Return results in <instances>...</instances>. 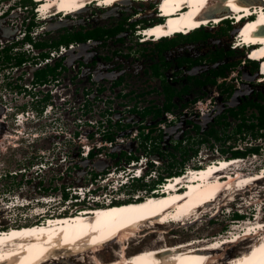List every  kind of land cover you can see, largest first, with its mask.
Wrapping results in <instances>:
<instances>
[{
	"label": "rangeland",
	"instance_id": "1",
	"mask_svg": "<svg viewBox=\"0 0 264 264\" xmlns=\"http://www.w3.org/2000/svg\"><path fill=\"white\" fill-rule=\"evenodd\" d=\"M99 4L92 3V5L86 10L78 11V13L75 12L68 16L55 15L50 19H42L39 13L34 14V5L26 0H0V21L2 20L3 23L1 24L4 25L2 26V30L4 31L0 29V51L3 48H8L13 44L15 45V47H23L24 43L28 41L22 38V34L24 32L29 33L28 27L30 26L33 27L31 28V33L29 34L31 36V39L32 37H35L34 41L36 42H49L56 39L61 33L70 34L76 32L79 29L78 26H80L81 28L79 29V31L81 30L85 33L89 29L94 31L95 28L93 27L96 26L108 27L109 25H113L122 21L124 22V29L127 30V33H122V36L129 39V41H127L128 43H126L125 46L130 47V52L134 55L145 50L148 53H152L153 55H155V50L157 48L155 46V41H150V43L146 41V43L140 44V42L137 41L138 38L136 37V34L134 33V31H136L138 28L147 27L150 23L156 21L157 17L154 10L152 9L151 2L133 1L130 4L122 3L112 7H101ZM80 24L88 25H85V27L82 28ZM49 26H51V28L48 29ZM8 27H10L11 29L9 30ZM235 28V25H233L232 23L223 21V23L221 22L220 25L218 24V26L201 28L200 30L189 34V37L185 39L179 36L170 38L173 41L172 45L170 46V50L173 52L174 57L177 59L178 63H182V60H180V58H184V56L188 55L191 59L198 60L196 62H198L199 64L207 65V67L210 68H219L220 71V75H218V77H216L215 79V85H217V87L211 86V89L206 92L207 94L197 97L194 102H191L187 105L188 117L193 116L194 114L198 115V117H203L204 115H209L212 110H217L218 113V111H220L218 110V108H221V102H223L220 100V97H224L225 100H228V96L225 97V94H221V92H219V89H227V87L229 88L231 86L239 87L241 86L242 81L251 83L249 87L250 92L247 91V93L245 94L247 96V100H257L264 106V80L260 81V68H257L258 63L255 62V65L250 62L251 60H246L247 56L244 54L245 52H243V50L230 48V45L235 38V33H233ZM35 33L36 36H34ZM164 41L166 40H162L161 42ZM125 46L122 47L124 48V50L126 48ZM42 49L44 50L46 49V47H43ZM42 49L40 50L42 51ZM35 50L40 51L39 49ZM230 50L234 51L230 52ZM252 53L254 55L257 54V52ZM223 64H229L230 66H228V68L221 66ZM255 67L256 71H258L257 77H255L256 81L255 79L245 80V78H247L246 73H253L255 71ZM263 70L261 69L260 73H264ZM132 88L140 89L141 86H139L137 83L136 85H132ZM148 89V91H151L150 86H148ZM147 93L148 95L144 103H148V101H146L147 99H152L153 101H155L156 94L154 92ZM2 103L4 105L10 106L13 103V100L8 98L7 100L2 101ZM113 105L114 104L111 101V103L106 105L107 107L99 108V110L102 109V114L105 112V110H110V112L112 110L111 113L114 120L110 119L111 123L109 124V130L112 133H116L117 131V127L111 126V124L114 123L113 121H120L123 124H128L123 130H118V134H116L118 138H121L122 135H124L126 136V139L123 142L119 140V142L114 144V146L109 149L111 154H109V151H107L106 154L103 153L102 156H97L95 158L96 162H91V164H89L90 162L84 158L81 160L76 157V154L74 152L71 155L73 157L70 158V165H75L74 168L71 166V168L66 172L59 170L50 171L53 175V178H45L44 180L40 181H38V178L34 176L28 178V181H25V175L17 173L16 175L11 176L8 174L9 171H17L18 169H22L23 167L27 168L28 166H30L31 163H33L31 162L32 158H29L32 157L31 152L37 149L36 146L28 143V141H30L28 138L19 139L18 134L15 135L12 132L13 128L15 127L12 124L11 115L7 116L8 121L5 123L2 122L0 128H3V131H6L5 133L9 132V134L11 133L12 135H10L11 138H5L6 136L4 135L7 134L3 133V137L0 138V175L7 174L5 177L0 178V200L2 201H0V203H6L7 205H5L4 207H10L11 204H17L15 203L17 197H20V200L18 199V203H20L19 205H21L22 207L14 205L11 209H3L4 211L0 210L1 228H7L9 226L19 227V225L22 226L26 224H34L31 222L36 221L38 218H34L30 215H32L33 213L35 214L44 212V210H48L47 213L49 214H54L55 212L59 213L61 211V214H69L75 209H83L87 206L91 207V205L96 206V204L93 201L88 200V198H86V200L81 204L74 203L76 205H72L70 201H74V196L72 195L73 188L75 186H87L91 183L94 185V187H98L97 183L103 176V172H109L113 169L120 168L122 165H125L124 157L121 154V151L123 150L127 153L131 152L134 155H143V149L141 148V146L138 147L137 145L138 139L132 138L131 136L135 127L140 124L139 119L135 118L134 114L129 113L127 107L120 108L115 106L114 108ZM201 112H203V116L201 115ZM250 112L251 109L245 111V114L247 116H245L246 123L249 124L250 122H253L254 124H256L258 121L255 117H249ZM171 113L176 117V120H172L170 123L167 122L165 125L166 127L162 130V132H159L157 128L156 130L153 129L152 132L153 142H158L160 150L165 153L172 152L175 156L173 161L170 162V160L168 159L165 160V154L162 153V162L160 163L158 168V172L160 175L166 176V170L171 168L174 171L181 170L180 174H182L185 169L188 170L189 168H197L200 164L206 165L207 163L215 160L221 161L222 159L232 158L230 156V150H233L235 148L245 149L246 147L251 146H257L258 152H256L255 155L249 153L243 157L242 164L244 166L242 165V170L239 174L241 176L249 173H255V175H257L259 173L258 169L264 167V136H257L256 138H254L249 132H246L245 134L241 133L240 135L235 134L234 129L236 128L237 124L240 123V119H234L229 116L226 118L228 125L225 128L223 127V125H216L215 129L217 130L219 135H234L225 143L222 142L223 139L219 141L214 140L211 135H206L207 140L204 142H200V136L202 135V137H204L202 131L209 129V126L205 125V123L207 121L211 122V119L213 118L208 117L207 119H200L203 120L204 123L201 122L202 129H199V133L201 134H197V132L191 131L193 128H189L190 125L188 124L186 125V128L181 127L173 131L172 129L177 128V126L174 128V125L175 123H177L178 114L175 111ZM61 116L62 118H60V120L58 118L52 120V117H50L48 126H50L51 131H53L52 129H56L59 126H68L67 124L70 125L71 120L73 119V115L62 114ZM162 117L164 118L165 116ZM62 119L65 122L68 120L67 124L62 123ZM159 121L160 119H156L154 121L146 123H149L151 125H155L157 123L156 126H158ZM26 130L28 131L27 128ZM73 130L74 128H71L66 132L72 134ZM258 131L264 133V128ZM177 132H179V134H176ZM62 135L63 133H61L60 137ZM48 137H51L52 139L45 138V144L51 141V144H53L55 138L52 135H49ZM176 141L177 144H175ZM45 144L37 146H39L38 148L42 146V148L45 149ZM211 144L214 145L213 148H210ZM13 145H17V147L14 148L12 147ZM174 145L177 146L175 147ZM230 145H232V148H229ZM220 147L224 149V152H220ZM192 148H197V152L195 155H192ZM69 150L75 151L74 147H70ZM106 150H108V148H105V151ZM184 150H188V152L183 154L182 151ZM79 164H81V166H79ZM236 170L237 168L231 169V171L233 172H235ZM100 171H102V174H100L99 176L98 173ZM80 173L85 174L81 177ZM94 173L96 174L95 177H93ZM152 179L156 178H144L142 179V181L151 183ZM163 180L166 179L163 178ZM129 186L121 188L118 187L116 189L112 186H109L106 187L105 190L99 191V195L101 197L103 195H105L106 197L114 196L118 197L117 200L125 201V199L132 196V191ZM66 189H69V191H66ZM63 192L67 193L66 198L63 197ZM138 193L143 196L147 195L144 190H141V192ZM135 194H137V192ZM225 195L226 194H224V196L223 194L220 195L219 199L215 203H212V201L215 200L211 201L212 204L208 202L210 205L206 208L207 211L203 212L202 209L195 215L184 218L183 220L185 221H181L176 224L169 223L167 225L166 223L168 222H164L162 226L155 223H149V225H147L146 228L141 231V234L128 236L126 238L127 242H125V244H127L124 245V249L126 246V257L139 250L156 246L155 244L158 243V240H167L168 243L174 244L178 242H185L193 238L215 239L223 235L229 238L226 239L228 241L232 237V233L230 234L229 232H235L236 230H234V228L237 225L242 224L243 222H248L249 220L251 222L255 221V213L253 211L255 209L259 212V216L256 219L262 218V220H264V180L258 181L248 188L245 187L241 190H238V192H234L232 196L230 195V197H227ZM41 197L42 199L40 201L39 199ZM47 197L48 199H50V201L44 202L46 201ZM23 199L26 201L28 200L30 204H25L26 206H24L21 201ZM14 200L15 202H13ZM261 207L262 212L260 210ZM61 208H65L66 211H63V209ZM235 211L242 216L238 220H235L232 217L233 212ZM251 213H253V217L250 216ZM240 243L241 240L229 249L228 247L231 245L223 248L225 252H223V250L221 251L222 254L225 255V258L232 257L242 251V248H244L245 244ZM107 244L100 248L101 250L99 249L97 251V254L102 259V261L105 260L104 263H107L108 260H114V258L120 256L119 253L123 249L121 248L120 239L108 242ZM209 244L210 243H205L204 245L205 247H208ZM91 252L92 251L88 252L89 256H91ZM75 258L78 261L86 259H84V257L81 255H77L75 256ZM222 261H225V263L223 262L222 264H228V260ZM90 262H92V259H90ZM70 264H75V262ZM211 264H217V262Z\"/></svg>",
	"mask_w": 264,
	"mask_h": 264
},
{
	"label": "bare ground",
	"instance_id": "2",
	"mask_svg": "<svg viewBox=\"0 0 264 264\" xmlns=\"http://www.w3.org/2000/svg\"><path fill=\"white\" fill-rule=\"evenodd\" d=\"M113 1L116 2L111 4L110 2ZM133 1L98 0L97 3L96 0H44V2H39L40 6H38L37 10L42 19H50L61 10L66 15L67 13H78V11L86 10L94 2L100 3L101 7H112L122 3L130 4ZM184 1L187 2V0L162 1L161 7L170 14L169 18L145 27L144 35L146 38L144 37L141 40L151 39L156 42L164 35H173L174 28H185L196 23L202 14L211 10L213 15L208 18L210 14H206V17H203L204 19L217 21L233 15L238 10H242L248 16V20H253L256 17V13L260 14L256 22L251 21L252 23L249 24L251 29H244L246 34L244 39L246 41L252 40V43L260 39L256 43L257 47H251L252 52H257L256 55L251 53V58H258L264 54V33L260 34V32L256 31H264V0H188L189 5H186L191 8L189 12L174 14L172 10L184 6ZM145 2L152 3L153 1L147 0ZM1 23H3L2 20L0 21V29L2 30L4 25ZM213 26L218 25L211 23L207 27ZM8 29L10 30L11 28L8 27ZM153 35L154 37H152ZM263 64L264 62H261L258 66L260 70L264 69ZM260 70L261 81L264 80V77L262 78L261 74L263 73H260ZM246 77L249 79L253 78L249 72L246 73ZM205 117L206 115L203 116V119H207ZM2 122L0 117V123ZM23 122L21 121L19 124L22 125ZM5 132L0 128V138L3 137ZM5 134H7L4 135L6 136L5 138H11L8 132ZM242 159L241 157H232L219 160V163H207L202 168H200L201 166L191 168L192 170H188L187 174L182 177L181 174H178L174 177L172 176L171 181L164 180L155 189V194H147L141 198H138L140 195H135L137 197L136 200L127 201L125 199L121 203L101 205V207L91 205V207L81 208L82 211L79 214L53 215L47 217V220L42 223L21 224L22 226H11L7 230L0 229V264H37L38 261L43 259H46V261L42 264H70L73 262L75 264H202L201 261L207 257L211 258V263H225V261H222L226 260L225 255L222 254L221 250L231 245L228 247L229 249L234 244L227 243L229 242L226 240L228 237L223 235H219L220 237L215 239L193 238L187 240L188 242L174 244L168 243L167 240H158V243L155 244L156 246L141 248L142 250L128 255V257H126V246L124 249V245L127 244L125 242H127L126 238L128 236L141 234V231L149 223L162 226L164 222H168L166 223L167 225L174 221H178V223L185 221L183 220L184 218L193 216L202 209L203 212L207 211L206 208L210 204L217 202L220 195L223 194L224 196L226 194L225 196L230 197L238 190L245 187L248 188L258 181H263V167L257 175L255 173L244 174L243 176L239 174L242 170ZM233 168H237V170L235 172L231 171ZM179 185H181V189L176 190ZM18 199L20 200V197H17L16 202L15 200L13 201L17 204H11V202L10 207H4L7 204L0 203V210L11 209L14 205L22 207L19 205ZM21 201L24 206H26V203L30 204L28 200L27 202L24 199ZM49 201L50 199L47 197L44 202ZM254 213L255 221L243 222L234 228L235 232H229L236 239L235 243L241 240L240 244H245L242 251L230 257L234 258L232 264H264V220L262 218L256 219L259 216V212L256 209ZM36 215L38 216L39 213H33L30 216L35 218ZM252 215L253 213L250 214L251 217H253ZM119 239L121 248H123L119 253L120 256L104 263L105 260L102 261L97 251L108 242ZM205 243H210L209 247H207L209 250L197 249L199 245ZM204 247L205 245L201 248ZM89 251H92L91 256L88 254ZM77 255H81L86 259L78 261L75 258ZM90 259H92V262H90ZM211 263L208 262L207 264Z\"/></svg>",
	"mask_w": 264,
	"mask_h": 264
},
{
	"label": "built area",
	"instance_id": "3",
	"mask_svg": "<svg viewBox=\"0 0 264 264\" xmlns=\"http://www.w3.org/2000/svg\"><path fill=\"white\" fill-rule=\"evenodd\" d=\"M24 34L25 32L22 34V38ZM34 38L32 37L31 43H24L23 47L10 46L6 51L0 52V54L3 53L0 55V104L4 106L3 113L0 115L1 120L5 123L8 121L7 116L11 115V121L15 127L12 132L15 135L18 134L19 139L28 138L30 140L28 143L36 146L37 149L31 152L32 157L29 158H32L31 162L33 163L30 162V166L8 172L11 176L17 173L25 175V181L33 176L37 177L38 181L45 178L51 179L53 175L50 171L66 172L71 166L74 168L75 165H70V158L73 157L71 155L74 152L79 159L84 158L90 162L89 164L95 163L97 156L106 154L119 140L123 142L126 139V136L122 135L121 138H118L116 134H118V130H123L127 126L120 121H113L111 126L117 127V131L112 133L109 130L110 119L114 120L112 110L111 112L105 110L102 114L99 109L89 112L81 106V99L92 96V90L83 89V92L80 90L82 82L85 80L84 74H86L85 64L81 58L85 47L81 43L73 40L47 47L39 52L33 45L36 42ZM47 67H54V72L46 73L45 76L37 74ZM8 98L13 100L10 106L2 103ZM62 114L73 115L70 125L67 124L68 120L65 122L62 119V123H66L68 126H59L51 131L48 126L50 117L52 120L57 118L60 120ZM201 115H204L203 112ZM164 116L158 122V126H156L157 123L146 125L145 122H139L140 124L135 127L131 136L138 139L137 145L143 149V155L121 151L125 165L109 172H103V174L100 171L98 175L102 174L103 176L101 175L102 177L97 183L98 187H94L92 183L87 186H75L72 192L74 200L86 197L94 203L98 201L119 202L118 197H106L105 195L101 197L99 191H103L109 186L115 189L129 186L134 179H157L158 168L162 161L161 156L156 152H148L158 143L157 141L153 142L152 132L156 128L162 132L167 122L176 120L171 112H166ZM21 121H24L22 125L19 124ZM71 128H74L72 134L67 133L66 131ZM61 133L63 135L60 137ZM107 133L111 134V137H106ZM10 135L12 134L10 133ZM49 135L55 138L53 144H51L52 141L45 144L44 139L51 138L48 137ZM43 144L46 145L45 149L42 146L38 148L37 145ZM12 147L15 148L17 145ZM70 147H74L75 151H70ZM105 148L108 150L105 151ZM108 153L111 154L110 151ZM131 156L134 158L128 159ZM80 174L82 177L85 173ZM6 175H0V178ZM95 176L94 173L93 177Z\"/></svg>",
	"mask_w": 264,
	"mask_h": 264
},
{
	"label": "flooded vegetation",
	"instance_id": "4",
	"mask_svg": "<svg viewBox=\"0 0 264 264\" xmlns=\"http://www.w3.org/2000/svg\"><path fill=\"white\" fill-rule=\"evenodd\" d=\"M80 25L84 28L88 24ZM78 28L81 29L80 26ZM93 28H99L101 34L96 37L76 39L85 47L81 58H83L82 62L85 64L86 74H84L85 80L82 82L80 90L82 92L83 89L92 90V96L81 99V106L90 112L107 107L106 105L112 101L114 108L115 106L127 107L128 112L134 114L139 122L145 123L159 119L166 112L175 111L178 118L174 128L176 126L177 128L172 130L181 127L186 128L188 124L190 125L189 128H193L191 131L198 134L204 121L200 120L202 117L195 114L188 117L187 105L194 102L197 97L207 94L206 92L211 89V86L217 87L215 79L220 75L219 68H210L207 65L199 64L196 62L198 60L191 59L188 55L180 58L182 63H178L170 50L173 43L170 38L155 42L167 41L161 42L162 45L160 46L155 45L157 47L155 55L145 50L133 55L130 52V47L125 46L129 39L122 36V33H127L122 21L108 27L96 26ZM79 29L76 32H82ZM62 34L58 35L56 39H59ZM143 43H146V41L140 42V44ZM124 46L126 47L125 50L122 48ZM221 66L228 68L226 64ZM251 75L257 77L256 69ZM254 79L256 81V78ZM137 83L141 88H132V85ZM250 85V82L242 81L239 87L231 86L227 89H219L221 94H225V97L228 96V100L220 97V100L223 101L221 102V108H218L220 111L217 113V110H212L209 115H206L205 118L212 117L213 119H211V122L207 121L205 123L209 126V129L202 131L203 136L209 135L207 131L211 127L214 130H216V125H223L224 127L221 122L223 118H219L223 114L226 115L225 121L230 116L234 119H240L241 122V113L235 117L230 113V110L242 111L246 116L245 111L251 109L249 117L252 113L258 115L259 106H263V104L253 99L247 100L245 94L247 91L250 92ZM148 86H150L151 91H148ZM147 92L156 94L155 101L147 99L148 103H144L148 95ZM99 112L101 113L102 109ZM125 125L128 124L125 123ZM176 134H179V132ZM200 138H202V135ZM175 144H177V141ZM164 157L165 160L168 159L172 162L175 156L174 153L167 152Z\"/></svg>",
	"mask_w": 264,
	"mask_h": 264
},
{
	"label": "trees",
	"instance_id": "5",
	"mask_svg": "<svg viewBox=\"0 0 264 264\" xmlns=\"http://www.w3.org/2000/svg\"><path fill=\"white\" fill-rule=\"evenodd\" d=\"M26 1H28L29 3H32L31 0H26ZM30 28H31V26L28 27V31H30ZM99 34H101V31H99V28H95L94 31L93 30L86 31L85 33H82V32H73V33H70V34L64 33V34L61 35V37L59 39H54V40H51L49 42L48 41H37V42H34V46L38 47V48L52 47V46H56V45H58L60 43H68V42H71L73 40L80 39L81 37H83V38L84 37L87 38V37H91V36L96 37ZM178 36L182 37L184 39L189 37V35L188 36L178 35ZM24 39L27 40V41H32V39H31L29 34H26ZM156 45L160 46V45H162V43L158 42V43H156ZM6 49H9V47L8 48H3L1 51H6ZM232 51H234V50H230V52H232ZM19 61H21V60H19ZM250 62L252 64L256 65L255 62H252V61H250ZM226 65L230 66L229 64H226ZM255 69H256V67H255ZM49 72L53 73L54 72V67H47V69L41 70L37 74L38 75L41 74L42 76H45V74L49 73ZM230 113L232 115H234L235 117L239 113H241V122L238 123L236 128L234 129L235 130V134H239L240 135L241 133L245 134L246 132H249L254 138H256L257 136H264L263 132H259L258 131V130H261V129L264 128V108H263V106H259L258 115L255 114V113H252V115H251V117H255L257 119L258 122L256 124H254L253 122H250L249 124H247L246 120H245L246 117H245V115L243 114L242 111L238 112V111L230 110ZM225 117H226L225 114H223V115H221L219 117V118H223V120L221 122L224 124V128L228 125V122L225 121ZM207 133H209V135H211L213 137V139L216 140V141H219V140L223 139V141H222L223 143H225L227 140H229V138L234 136V135H230V136H228V135H226V136L225 135H219L217 130H214L212 127H211L210 130L207 131ZM106 137H111V134L107 133ZM206 140L207 139H206V135H205L199 141L200 142H204ZM151 145L153 146V144H151ZM213 146L214 145L211 144L210 148H213ZM229 148H232V145H230ZM219 149H220V152H224L223 148L220 147ZM149 150L150 151H148V152H156L161 157H163V154H162L163 151L160 150L158 143L156 145H154L153 147H151ZM182 152H183V154H185L186 152H188V150H184ZM196 152H197V148H192V155H195ZM256 152H258V147L257 146L256 147L255 146L246 147L245 149H237V148H235L233 150H230V156L231 157H244L245 155H247L249 153H256ZM130 158H134V156L128 157V159H130ZM180 173H181V170L174 171L171 168V169L166 170V176H162V175L159 174L157 179H152L151 180V183L143 182L142 179H134L129 187H130V189L132 191V195L137 192L138 195L143 196V195L139 194L138 192H141V190H144L148 194L151 190L156 189L157 186L164 181L163 178L172 177V176H175V175H178V174L180 175ZM62 195H63L64 198H66L67 193L63 192ZM131 199H132V196L127 198V201H129ZM121 202L122 201H119V203H121ZM232 217H233V219L238 220L242 216L235 211V212H233Z\"/></svg>",
	"mask_w": 264,
	"mask_h": 264
},
{
	"label": "clouds",
	"instance_id": "6",
	"mask_svg": "<svg viewBox=\"0 0 264 264\" xmlns=\"http://www.w3.org/2000/svg\"><path fill=\"white\" fill-rule=\"evenodd\" d=\"M32 1V4L34 5L33 6V11H34V14L36 13V14H38L39 12H38V10L36 9L37 8V6H36V4L34 3V1L33 0H31ZM113 4V3H112ZM110 7V6H109ZM152 9L154 10V12H155V14L157 15V13H156V10H155V8L152 6ZM72 13H70V14H60V13H58L57 15L58 16H68V15H71ZM157 17V19H156V21H154V22H152V23H150L149 25H152V24H154V23H156V22H162V18L161 17H159L158 15L156 16ZM31 28H33V27H31ZM31 28H30V30H31ZM145 27H141V28H138L136 31H134V33L136 34V37L138 38L137 39V41H139V42H144V41H142L141 39H143L144 37H145V35H144V31H145ZM29 33H30V31H28ZM29 33H25L24 34V36H23V38H25V36H26V34H29ZM191 33H193V32H191ZM191 33H188V34H186L185 36H188L189 34H191ZM233 33H234V31H233ZM178 35H184V34H178V33H176V34H173V35H164V36H162V37H160V39L159 40H161V39H168V38H172V37H175V36H178ZM31 37V36H30ZM27 41V40H26ZM146 41H148V42H154L153 40H151V39H148V40H146ZM158 41V40H157ZM156 41V42H157ZM28 42H30L31 43V41H28ZM33 45H34V43H33ZM11 46H15L14 44L13 45H11ZM35 47V46H34ZM47 48V47H46ZM230 48H232L231 47V45H230ZM36 49H42V48H38V47H36ZM232 49H234V48H232ZM236 49V48H235ZM237 49H241V48H237ZM242 50V49H241ZM43 51V50H42ZM42 51H40V52H42ZM244 52V51H243ZM245 54V53H244ZM246 55V54H245ZM246 60H249L248 59V57L246 58ZM252 61V60H251ZM255 62V61H254ZM257 68H258V64H257ZM163 118V117H162ZM161 118V119H162ZM252 155H255V153H252ZM241 158H243V157H241ZM264 168V167H263ZM263 168H259L258 170L259 171H261ZM168 178H171V177H168ZM165 179V178H164ZM149 193H151V191L149 192ZM74 199V198H73ZM72 201V200H71Z\"/></svg>",
	"mask_w": 264,
	"mask_h": 264
},
{
	"label": "water",
	"instance_id": "7",
	"mask_svg": "<svg viewBox=\"0 0 264 264\" xmlns=\"http://www.w3.org/2000/svg\"><path fill=\"white\" fill-rule=\"evenodd\" d=\"M49 28H51V26H49L48 29H49ZM205 28H207V27H205ZM39 50H40V49H39ZM42 50H43V49H42ZM40 51H41V50H40ZM40 51H39V52H40ZM215 65H216V64H215ZM257 73H258V71H257ZM251 77H253L252 79L255 78L254 75H251ZM252 79H251V78L249 79L248 77L245 78V80H252ZM3 110H4L3 107L0 105V115H1V113L3 112ZM161 118H162V117H160L159 119H161ZM202 118H203V117H202ZM159 119H158V120H159ZM145 124L148 125L149 123H145ZM0 125H2V123H0ZM3 126H4V125H3ZM3 126H2V127H3ZM2 130H3V128H2Z\"/></svg>",
	"mask_w": 264,
	"mask_h": 264
}]
</instances>
